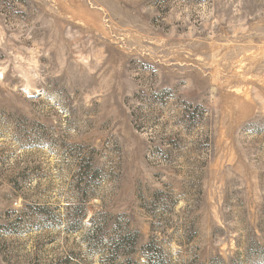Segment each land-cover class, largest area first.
I'll list each match as a JSON object with an SVG mask.
<instances>
[{"label":"rangeland","instance_id":"obj_1","mask_svg":"<svg viewBox=\"0 0 264 264\" xmlns=\"http://www.w3.org/2000/svg\"><path fill=\"white\" fill-rule=\"evenodd\" d=\"M0 264H264V0H0Z\"/></svg>","mask_w":264,"mask_h":264}]
</instances>
